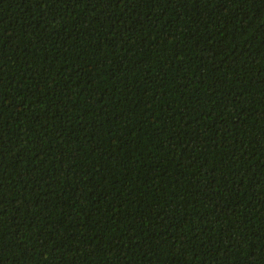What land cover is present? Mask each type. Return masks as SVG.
Returning <instances> with one entry per match:
<instances>
[{
    "label": "trees",
    "instance_id": "obj_1",
    "mask_svg": "<svg viewBox=\"0 0 264 264\" xmlns=\"http://www.w3.org/2000/svg\"><path fill=\"white\" fill-rule=\"evenodd\" d=\"M0 264H264V0H0Z\"/></svg>",
    "mask_w": 264,
    "mask_h": 264
}]
</instances>
